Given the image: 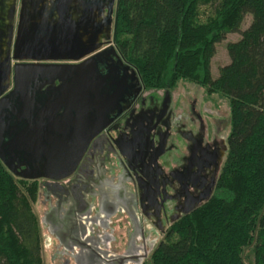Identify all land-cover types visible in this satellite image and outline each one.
Listing matches in <instances>:
<instances>
[{
    "label": "trees",
    "instance_id": "16d2710c",
    "mask_svg": "<svg viewBox=\"0 0 264 264\" xmlns=\"http://www.w3.org/2000/svg\"><path fill=\"white\" fill-rule=\"evenodd\" d=\"M231 32L239 38L213 78L215 45ZM113 43L143 89L188 81L229 105L213 195L174 221L144 264H264V0H116ZM38 189L0 160V264H44Z\"/></svg>",
    "mask_w": 264,
    "mask_h": 264
},
{
    "label": "water",
    "instance_id": "95a60500",
    "mask_svg": "<svg viewBox=\"0 0 264 264\" xmlns=\"http://www.w3.org/2000/svg\"><path fill=\"white\" fill-rule=\"evenodd\" d=\"M20 2L22 12L26 3ZM40 2L48 6L34 17L20 13L14 27V8L7 11L0 0V160L15 176L60 180L143 87L113 46L117 61L104 64L109 48L99 50L98 37L91 39L68 17L55 21L53 1L35 5ZM24 60L76 63H19Z\"/></svg>",
    "mask_w": 264,
    "mask_h": 264
},
{
    "label": "flooded vegetation",
    "instance_id": "af4514ba",
    "mask_svg": "<svg viewBox=\"0 0 264 264\" xmlns=\"http://www.w3.org/2000/svg\"><path fill=\"white\" fill-rule=\"evenodd\" d=\"M52 1L49 8L55 21L68 17L79 31L87 30L91 39L98 37V41L102 42L99 50L113 46L118 53L113 43L116 0ZM4 3L7 11L14 8V27L20 13L34 17L39 9L44 10L48 6L41 2L35 5L39 0H25L21 12L20 0H4ZM45 14L48 15V12ZM102 59L104 64L117 61L111 48ZM19 63L63 65L76 62L24 60ZM143 91L140 90L129 105L122 103L120 111L118 108L113 109L112 112H119L85 146L70 176L60 180L39 178L58 197L56 204L45 214L53 226H60L56 224L60 221L67 230L71 225L75 227L72 221L87 207L85 196L96 194L94 187L102 191L112 189L111 194L102 196L100 205L104 212L112 210L110 200L113 201V198L121 203L132 201L133 198L138 201L143 214L154 221L160 231H165L182 215L211 198L226 155V146L214 130L210 132L202 121L197 122L194 132L187 127L179 129L181 141L176 144L177 141L168 132L174 119L169 107L170 93L164 90L159 95L154 92L144 95ZM167 138L173 139L171 146L174 147V154L168 156L167 164H163L162 155L167 149L163 143H166ZM110 170L116 172H112L114 176L111 178L106 175V171ZM64 192L67 194L65 199L60 197ZM63 201L68 203L67 207L62 205Z\"/></svg>",
    "mask_w": 264,
    "mask_h": 264
},
{
    "label": "rangeland",
    "instance_id": "374dc122",
    "mask_svg": "<svg viewBox=\"0 0 264 264\" xmlns=\"http://www.w3.org/2000/svg\"><path fill=\"white\" fill-rule=\"evenodd\" d=\"M250 20L251 16L246 15L241 27L245 28ZM238 38L239 34L231 32L215 45V53L210 62L213 78L218 75V68L229 62L227 42ZM143 90L144 95L152 92L159 95L164 90L170 93L169 107L174 119L168 132L173 135L176 144L181 141L179 129L187 127L194 132L197 122L202 121L209 127L210 132L214 130L226 146L229 132L227 99L217 94L209 95L203 87L188 81H179L173 89ZM173 139L167 138L166 143H163L164 148L167 146L161 159L163 164H167L168 156L174 154V147L171 146ZM112 172L115 171H106V175L111 178L114 176ZM29 180H37L39 183L37 198L32 206L38 216L43 236L44 264H144L163 237L165 231L156 228L154 221L143 214L138 201H134L133 198L132 201L123 203L113 198L112 210L108 213L104 212L100 203L103 195L112 193V189L107 191L108 188L102 191L94 187L96 194L85 196L88 205L78 214L75 221H72L75 227L71 225L67 230L60 221L56 223L60 226H53L45 214L58 200L55 191L39 178ZM60 197L65 199L67 194L61 193ZM62 205L67 207L68 203L63 201Z\"/></svg>",
    "mask_w": 264,
    "mask_h": 264
},
{
    "label": "crops",
    "instance_id": "0c3cea01",
    "mask_svg": "<svg viewBox=\"0 0 264 264\" xmlns=\"http://www.w3.org/2000/svg\"><path fill=\"white\" fill-rule=\"evenodd\" d=\"M105 202H107V201H105ZM110 202H111V204H112V202H113L112 199L110 200ZM108 204H109V203H108ZM51 206H52V205H51ZM45 216H46V215H45Z\"/></svg>",
    "mask_w": 264,
    "mask_h": 264
},
{
    "label": "built area",
    "instance_id": "2783aa9c",
    "mask_svg": "<svg viewBox=\"0 0 264 264\" xmlns=\"http://www.w3.org/2000/svg\"><path fill=\"white\" fill-rule=\"evenodd\" d=\"M108 246V245H107Z\"/></svg>",
    "mask_w": 264,
    "mask_h": 264
}]
</instances>
